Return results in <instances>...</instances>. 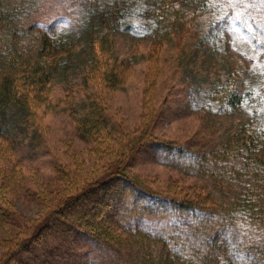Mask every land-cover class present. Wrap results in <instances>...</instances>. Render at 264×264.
<instances>
[{"label":"rangeland","instance_id":"374dc122","mask_svg":"<svg viewBox=\"0 0 264 264\" xmlns=\"http://www.w3.org/2000/svg\"><path fill=\"white\" fill-rule=\"evenodd\" d=\"M33 1L32 19L40 25L79 31L93 4L114 0ZM124 3L130 7L127 20L133 27L112 35L111 51L99 53L88 67L82 40L75 67L66 78L52 79L31 122L14 120L16 153L8 145L0 163V199L9 211L0 220V256L66 193L121 160L153 191L181 197L197 193L205 178L179 168L170 160L171 152H156L154 142L137 144L129 155L131 141L146 129L154 140L189 151L218 148L250 116L248 107L212 103L205 94L230 72L238 92L252 88L264 102V94L259 95L264 83V0H213L211 11L183 21L176 32L160 38L161 43L153 39L156 25L144 17L147 0ZM110 67L118 72L115 87L107 80ZM89 105L105 126L104 133L90 141L75 125ZM61 231L62 226L18 254L31 264H112L133 253ZM252 262L262 264L256 258Z\"/></svg>","mask_w":264,"mask_h":264},{"label":"trees","instance_id":"16d2710c","mask_svg":"<svg viewBox=\"0 0 264 264\" xmlns=\"http://www.w3.org/2000/svg\"><path fill=\"white\" fill-rule=\"evenodd\" d=\"M212 2L147 0L143 16L156 25L154 42L161 43L160 38L176 32L183 21L207 14ZM35 3L0 0V163L8 145L16 153L14 120L31 122L52 79L66 78L75 67L79 43L83 40L87 45L90 67L99 53L111 51L116 31L133 27L127 20L130 7L122 0L93 4L79 31L40 25L32 19ZM106 73L110 85L117 86L115 68ZM255 92L252 88L238 92L231 72L207 88L212 103L250 109L246 122L218 148L189 151L154 140L146 129L131 141L129 155L137 144L154 142L156 152H171L170 160L179 168L205 178L197 193L181 197L153 191L125 161H118L66 193L36 220L27 236L0 256V264H31L18 253L61 226L62 235L73 232L110 249H133L112 264H252L253 258L264 264V102ZM259 92L264 94V83ZM95 110L89 105L87 114L75 119L77 131L88 141L104 133V122ZM8 214L0 199V220Z\"/></svg>","mask_w":264,"mask_h":264}]
</instances>
